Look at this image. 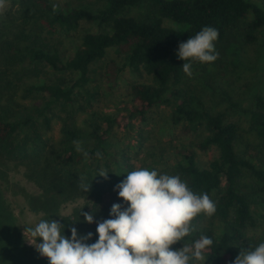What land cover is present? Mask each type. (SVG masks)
<instances>
[{
  "label": "trees",
  "instance_id": "1",
  "mask_svg": "<svg viewBox=\"0 0 264 264\" xmlns=\"http://www.w3.org/2000/svg\"><path fill=\"white\" fill-rule=\"evenodd\" d=\"M11 1L16 8L11 28L7 22L5 32L0 29V179L5 167H22L38 189L22 192L30 211L64 224L65 236L75 227L78 234L93 233L87 243L95 242L97 223L110 218L105 192L134 170L115 126L134 130L141 147L146 136L133 120L145 122L149 110L165 106L166 126L199 137L178 149L179 158L163 173L179 175L196 194L207 193L217 209L211 217H195L194 231L183 243L209 236L214 243L204 264H232L242 249L264 242V95L256 92L247 111L258 147L253 156L246 153L248 144L242 146L238 123L207 105L176 55L179 43L205 26L218 30L219 55L234 43L255 44L264 28L263 6L249 0ZM168 21L184 29L178 32ZM110 50L119 61L106 60ZM219 59L192 62L191 72L207 70ZM124 70L142 78L127 81L130 100L121 108L124 113L95 106L100 92L91 83L99 75L113 88ZM210 148L217 155L200 166L197 150ZM100 171H107L106 177ZM82 183H89L87 192ZM77 199L88 203L62 216V205ZM4 213L10 215L8 209ZM84 213L93 215L92 223ZM0 246L8 257H21L23 243L13 236L7 243L0 239Z\"/></svg>",
  "mask_w": 264,
  "mask_h": 264
},
{
  "label": "clouds",
  "instance_id": "2",
  "mask_svg": "<svg viewBox=\"0 0 264 264\" xmlns=\"http://www.w3.org/2000/svg\"><path fill=\"white\" fill-rule=\"evenodd\" d=\"M218 36L216 28L205 26L179 43L176 55L185 61V74L191 76L192 62L218 59ZM74 146L78 152L83 151L78 141ZM98 174L106 177L107 171ZM81 187L87 192L89 183ZM114 190L122 200L111 205L110 218L97 223L93 243H87L93 233L81 235L75 227L70 229V236H65V225L52 218L40 219L28 229L35 240L33 245L48 264H204L205 251L213 245V239L201 235L191 244L183 241L194 231L195 217L216 213V203L207 193L196 194L179 175L149 168L127 172ZM83 215L86 222H93L92 214ZM178 241L182 247L173 249ZM232 264H264V242L250 250L242 249Z\"/></svg>",
  "mask_w": 264,
  "mask_h": 264
},
{
  "label": "rangeland",
  "instance_id": "3",
  "mask_svg": "<svg viewBox=\"0 0 264 264\" xmlns=\"http://www.w3.org/2000/svg\"><path fill=\"white\" fill-rule=\"evenodd\" d=\"M59 1L62 3L69 1L73 4L88 2V0ZM249 1L264 7V0ZM15 9L13 1L0 0L1 30L7 22L11 28L12 22L9 18L15 14ZM167 24L173 26L178 32L184 29V25L175 22L168 21ZM85 26L91 30L97 29L94 24L86 23ZM257 35L255 44L242 48L234 43L226 52H223V55H219L220 59L213 66L207 70L195 69L190 76V84L201 94L212 110L223 112L226 118L238 123L244 142L242 146L245 147L248 144L245 147L246 153L253 156L257 155L258 147L257 141L249 131L247 111L256 92L264 95V28L260 29ZM112 57L119 61L116 54L110 50L106 60ZM133 80H142V78L124 70L115 86L110 88L109 84L98 75L96 83H91V86L96 85L94 90L100 92L99 100L94 102L95 106H99L108 113L115 112L117 115L124 113L121 108L126 106L130 100L126 95V83ZM2 98L3 95L0 92V100ZM167 113V107L159 106L148 111L145 122L138 119L133 120V125L138 128L137 131L141 128V132L146 136L141 147H138L139 142L134 130L132 133H126L122 126H115L120 147L128 152L134 170L149 168L163 173L167 169L166 166L172 165L179 158L178 149L182 146L190 147L197 141L199 137L197 135L184 134L179 129L173 130L166 126L164 120ZM57 127L58 125L55 124L54 132ZM216 155L217 151L213 148L207 151L197 150V162L200 166H205ZM5 168L6 175L0 179V239L2 243L3 240L7 243L8 237L13 236L14 240H20L23 246L20 250L21 257L9 255L10 252L8 257L0 246V264H17L18 260L23 264H31L34 259L33 264H48L47 258L37 252L33 245L35 240L28 231L40 220L41 215L29 210L22 193L23 191L34 193L38 189L24 177L22 167L10 165ZM121 200L122 198L117 196L114 188L107 190L104 194V204L120 203ZM86 203L88 202L84 199L66 202L62 205L60 212L62 216L69 215L75 207H82ZM4 209L9 210V216L5 215ZM37 239L39 241V238ZM37 261L39 263H36Z\"/></svg>",
  "mask_w": 264,
  "mask_h": 264
}]
</instances>
